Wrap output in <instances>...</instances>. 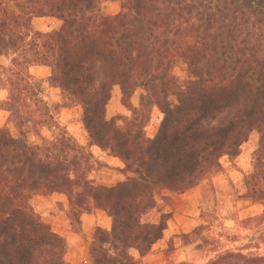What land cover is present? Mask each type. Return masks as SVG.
<instances>
[{"label": "trees", "instance_id": "obj_1", "mask_svg": "<svg viewBox=\"0 0 264 264\" xmlns=\"http://www.w3.org/2000/svg\"><path fill=\"white\" fill-rule=\"evenodd\" d=\"M103 1L0 0V56L10 60L0 65L8 87L0 110L17 129L0 127V264H70L66 238L31 205L39 194L67 198L77 233L82 214L110 218V229L93 230L89 264H140L131 252L150 254L168 227L170 213L144 220L157 196L198 186L253 132L245 192L264 204V0H112L120 11L111 16ZM40 18L60 27L36 31ZM35 65L49 67L48 86L80 106L88 146L56 123L57 135L28 141L25 127L48 111L29 72ZM115 87L129 115L108 119ZM153 108L161 120L149 137ZM92 146L121 161L122 181L95 184ZM208 264H264V256L228 252Z\"/></svg>", "mask_w": 264, "mask_h": 264}, {"label": "rangeland", "instance_id": "obj_2", "mask_svg": "<svg viewBox=\"0 0 264 264\" xmlns=\"http://www.w3.org/2000/svg\"><path fill=\"white\" fill-rule=\"evenodd\" d=\"M101 11L108 16L115 15L120 11V4L112 0L103 1ZM60 24L58 20L52 18L35 19L33 29L45 33L57 30ZM9 61L8 57L0 56V65L5 68H8ZM30 68V74L39 81L37 84L39 98L43 100L48 111L35 113L32 123L25 127L28 141L36 143L39 136L52 138L57 135L58 132L53 125L56 123L64 128L79 144L88 146L87 135L81 121L82 110L80 106L66 98L58 89L50 88L47 80L38 77V75H33ZM176 73L181 75L180 69H177ZM6 75V72L0 70V100H4L8 96V87L4 83ZM141 93V90H138L133 95L131 99L133 106H138ZM120 99V91L118 87H115L106 108L108 119L129 115ZM31 107L35 108L33 105ZM8 116V112L0 110V127L7 126L10 132L14 134L17 129L14 121L8 120ZM49 116L53 118V123L52 120L48 119ZM39 118H43L41 121H45L46 124L36 126V123L40 121ZM160 120V113L153 108L151 120L146 128L149 137H153L157 132ZM257 144L258 134L253 132L249 140L242 146L241 153L237 158L231 160L228 157H223L220 160L219 172L194 187L198 196V202L193 211L196 222L194 225H190L188 233L179 236V240L174 241L171 238L164 243L163 253L167 257L176 255L173 251H178L175 247L177 242H180L181 247L179 252H176L179 255L170 259L168 264H208L218 256L228 252L241 253L245 256H264V220L260 219L264 212V204L247 198L244 185L245 176L253 171L254 152ZM90 150L93 154L94 169H96L90 178L95 184L106 183L104 186H113L112 184L117 180L116 175L120 171L106 162L107 153L104 155L95 148H90ZM46 196L39 194L31 199V205L41 219L49 224L54 231L56 227L70 225L69 231L76 235L80 234L81 232H75L77 224L72 225L69 218V205L67 208L61 202L52 206L47 205L45 201H42ZM171 207V198L161 192L157 196L156 208L144 220L156 221L161 212L170 213L171 219L173 215L169 211ZM41 209H46V212L40 211ZM250 236H255L254 242H247ZM160 252L161 247L156 249V253ZM178 259L179 261H175Z\"/></svg>", "mask_w": 264, "mask_h": 264}, {"label": "crops", "instance_id": "obj_3", "mask_svg": "<svg viewBox=\"0 0 264 264\" xmlns=\"http://www.w3.org/2000/svg\"><path fill=\"white\" fill-rule=\"evenodd\" d=\"M41 19L50 18H40L36 20ZM30 69L33 75H38V77H41L46 80L51 73L50 68L47 66H33ZM91 148L97 149L100 153L104 155L106 154L103 151L101 152V150L97 147L92 146ZM105 160L109 165H112L119 171L123 168V164L121 163V161L115 157L107 155ZM116 177L117 180H115L112 185H115L117 182L122 181L124 178L121 171L116 175ZM99 184L102 185L103 183ZM103 185H106V183H104ZM163 195H166L171 198L172 207L169 208V211H171L173 215L168 223L164 238L160 240L157 244H155V246L153 247V251L150 254L146 255L143 258H140L137 251L133 250L131 252L136 260H141V264H168L170 259H174L176 255H179V253L176 252H179L181 247L180 242H177L175 247L178 251H173L176 255H170L169 257H167L163 253V249L165 247L164 243L171 238L174 241L179 240V236L183 233H188L190 231V225H194L196 222V216L193 211L198 202V196L195 191V188L181 194H171L168 191H163ZM42 201H45L47 205L50 206L54 205L57 202L63 203L65 208H67L68 206L67 198L61 194L48 195ZM40 211L46 212V209H41ZM80 220L81 233L78 235L69 231L70 225L65 227H56L55 230L57 233L62 236H65L67 239L69 247L67 261L70 264H89L87 250L94 228L98 226L103 229H110L111 227L110 218L104 211L101 210H96L93 214H82ZM159 247H161V252L156 253V249H158ZM175 261H179V259Z\"/></svg>", "mask_w": 264, "mask_h": 264}, {"label": "water", "instance_id": "obj_4", "mask_svg": "<svg viewBox=\"0 0 264 264\" xmlns=\"http://www.w3.org/2000/svg\"><path fill=\"white\" fill-rule=\"evenodd\" d=\"M255 236H250L249 239L247 240V242L251 243L255 241Z\"/></svg>", "mask_w": 264, "mask_h": 264}]
</instances>
